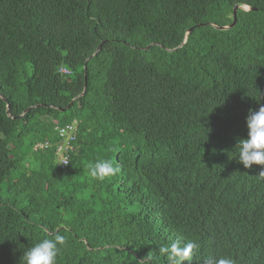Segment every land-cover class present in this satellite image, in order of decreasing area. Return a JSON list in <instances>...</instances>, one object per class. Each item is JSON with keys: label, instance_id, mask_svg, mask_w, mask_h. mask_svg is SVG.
I'll use <instances>...</instances> for the list:
<instances>
[{"label": "trees", "instance_id": "1", "mask_svg": "<svg viewBox=\"0 0 264 264\" xmlns=\"http://www.w3.org/2000/svg\"><path fill=\"white\" fill-rule=\"evenodd\" d=\"M260 106L264 0H0V264L57 233V264H167L176 239L264 264L261 167L233 159ZM98 159L121 172L94 181Z\"/></svg>", "mask_w": 264, "mask_h": 264}, {"label": "clouds", "instance_id": "2", "mask_svg": "<svg viewBox=\"0 0 264 264\" xmlns=\"http://www.w3.org/2000/svg\"><path fill=\"white\" fill-rule=\"evenodd\" d=\"M245 126L247 136L239 140L233 153L237 163L244 169H250L254 165L260 166L259 176L264 178V106L258 110H249ZM65 165L69 162L65 161ZM88 175L94 181L103 182L108 178L116 176L121 172L118 162L111 159H98L87 163ZM66 244V238L62 234H55L49 238L41 239L34 246L25 251L20 257V264H57V257ZM200 245L196 241H182L176 239L170 244L161 246L157 250L166 258L167 264H192L193 257ZM147 256L137 264H144ZM202 264H235L231 257L208 256L203 259Z\"/></svg>", "mask_w": 264, "mask_h": 264}, {"label": "built area", "instance_id": "3", "mask_svg": "<svg viewBox=\"0 0 264 264\" xmlns=\"http://www.w3.org/2000/svg\"><path fill=\"white\" fill-rule=\"evenodd\" d=\"M61 73L69 74V71L62 68ZM77 124L74 122L72 124H66L64 126H55L54 131L58 136V143L55 146V165L59 168H64L65 161L69 162L70 158L73 154L78 151V147L76 145L77 138ZM52 147L49 142L37 143L33 146L34 152L46 151Z\"/></svg>", "mask_w": 264, "mask_h": 264}, {"label": "water", "instance_id": "4", "mask_svg": "<svg viewBox=\"0 0 264 264\" xmlns=\"http://www.w3.org/2000/svg\"><path fill=\"white\" fill-rule=\"evenodd\" d=\"M238 9H239V7H237V6H235L234 9H233V22H232L231 25H229V26H225V27H217V26H214V25H211V26L214 27L215 29H217V30H221V31H224V30H228V29L233 28V27L235 26V24H236V21H237L236 15H237V10H238ZM241 9H243V10H250L248 7H241ZM207 25H210V24H207ZM191 30H192V29H190V30L188 31V33H190ZM100 48H101V45L98 47V49L93 53V55H92L90 58L96 56V55L99 53ZM85 88H86V85H85V87H84V92H85ZM84 92H83V94H84ZM83 94H82V95H83ZM7 108H8V107H7ZM61 111L64 112L65 110H61Z\"/></svg>", "mask_w": 264, "mask_h": 264}, {"label": "bare ground", "instance_id": "5", "mask_svg": "<svg viewBox=\"0 0 264 264\" xmlns=\"http://www.w3.org/2000/svg\"><path fill=\"white\" fill-rule=\"evenodd\" d=\"M238 20V19H237ZM222 25V24H221ZM205 28V27H204ZM217 32V31H216ZM227 33V32H226ZM121 49V48H120ZM124 49V48H123ZM119 50V49H118ZM117 51V50H116ZM160 53V52H159ZM225 58V57H224ZM254 84V83H253ZM79 99V98H78ZM248 99V98H247ZM77 100V99H76ZM240 104V103H239ZM114 105V104H113ZM214 111V110H213ZM124 118V117H122ZM66 125V124H65ZM78 133V132H77ZM57 136V135H56ZM53 149V148H52ZM48 151V150H47ZM53 151V150H52ZM223 152V151H222ZM55 163V162H54Z\"/></svg>", "mask_w": 264, "mask_h": 264}]
</instances>
